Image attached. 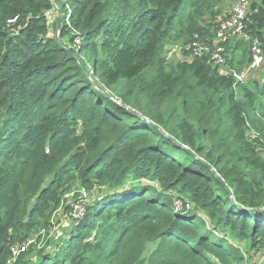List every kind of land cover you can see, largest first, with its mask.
<instances>
[{
	"label": "trees",
	"instance_id": "16d2710c",
	"mask_svg": "<svg viewBox=\"0 0 264 264\" xmlns=\"http://www.w3.org/2000/svg\"><path fill=\"white\" fill-rule=\"evenodd\" d=\"M57 1L70 52L53 0H0V264L75 188L73 203L95 191L84 217L35 264H246L264 249V79L160 54L180 33L205 42L214 0ZM246 32L264 52V0ZM249 49L225 44L226 69Z\"/></svg>",
	"mask_w": 264,
	"mask_h": 264
},
{
	"label": "built area",
	"instance_id": "2783aa9c",
	"mask_svg": "<svg viewBox=\"0 0 264 264\" xmlns=\"http://www.w3.org/2000/svg\"><path fill=\"white\" fill-rule=\"evenodd\" d=\"M251 0H237L228 13L221 17L216 26L213 27L212 36L213 41L202 42L197 34L193 35L192 40L187 43L185 47L182 48V53L185 51L187 53V58L192 57H202L205 55H210V61L214 66H217L223 75H231L237 82H243L244 78L255 71H258L264 64V52L262 47L258 44L257 40H253L246 32L247 20L249 17ZM47 24L49 19V13L46 15ZM243 41L249 44L251 62L250 64L241 72H236L234 70L226 69V59H225V44L231 41ZM213 48L212 50L210 47ZM191 60V61H192ZM79 201L73 205L72 211L68 214V218L71 223L75 225L82 220L85 215V204L90 201L93 196V191L86 192L80 191ZM34 245V240L30 237L21 241L14 242L10 247V258L6 264H15L19 259L21 254L26 253L31 246ZM43 246L42 241L37 244V249H41Z\"/></svg>",
	"mask_w": 264,
	"mask_h": 264
},
{
	"label": "rangeland",
	"instance_id": "374dc122",
	"mask_svg": "<svg viewBox=\"0 0 264 264\" xmlns=\"http://www.w3.org/2000/svg\"><path fill=\"white\" fill-rule=\"evenodd\" d=\"M237 0H214L210 3V9L208 8L205 10V15L202 18H199L197 20V26L201 27L202 30L205 32L206 31V39L209 42L213 41V27L216 26L217 21L226 15L232 5L236 2ZM60 7V6H59ZM56 19H57V10L53 9L49 13V19H48V27H49V35L51 37H54L55 39L58 40V43L67 51H69L68 48L72 46L71 42H69V39L63 38L61 35V23L60 26L57 28L56 27ZM62 21V19H61ZM60 21V22H61ZM66 21V20H65ZM55 23V26H54ZM178 35L180 37H178ZM177 35V39L175 38L170 39L169 41L165 42L160 54L161 57H163L166 60V64L168 63L169 65H177L179 63L185 62V61H191L192 57L189 56L187 58V55H183L182 53V48L185 47L186 45L183 46L182 41L184 36L180 33ZM77 45V42L74 44V46ZM212 46V44H210ZM68 47V48H65ZM213 48V46H212ZM70 52V51H69ZM235 55L237 58H240V55L242 53V50H235ZM228 58L232 57V52H229L227 54ZM227 58V59H228ZM88 64V63H87ZM234 65V64H233ZM228 68H232L231 70H234V67L230 66L228 63ZM239 69V68H237ZM224 71H227V69H223ZM241 71V70H239ZM219 72L222 73V71L219 70ZM264 79V64L262 68L258 71L252 72L248 74L243 82L246 85H250L253 82L258 83L259 85L261 84L262 80ZM251 135H254L255 133L253 131L250 132ZM249 134V135H250ZM260 155L264 158V149H260ZM76 188L73 189L72 191L68 192L64 196V204L65 205H70L71 211L73 208V205L76 203L74 202L75 199V192ZM95 193V191H94ZM80 197V193L78 194V198ZM88 203V202H87ZM86 205V204H85ZM70 211V212H71ZM68 212L67 214L63 213L62 207L57 210V212L53 216V226L52 228L50 227L48 230L45 231H40L39 233H36L32 236H30L31 239L34 240V245L29 248V250L26 253L21 254L19 259L15 262V264H35L37 259V244L42 241L44 247L47 244H52V246L55 244L56 239H58V236L60 235V232H64V227L66 225V229L71 227H74L73 223H71L70 219L68 218ZM56 234V235H55ZM56 237V238H55ZM152 245L149 246L148 252L152 249ZM258 249H255L250 252V255L248 256L247 263L246 264H264V249L257 251ZM147 252V253H148ZM147 253L144 254L143 258L147 257ZM24 255V256H23Z\"/></svg>",
	"mask_w": 264,
	"mask_h": 264
},
{
	"label": "water",
	"instance_id": "95a60500",
	"mask_svg": "<svg viewBox=\"0 0 264 264\" xmlns=\"http://www.w3.org/2000/svg\"><path fill=\"white\" fill-rule=\"evenodd\" d=\"M53 2L55 3V6L57 8V19H56V27L58 28L60 26V21H61V8L59 7V3L57 0H53ZM57 40V39H56ZM58 42V40H57Z\"/></svg>",
	"mask_w": 264,
	"mask_h": 264
}]
</instances>
